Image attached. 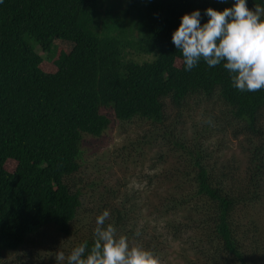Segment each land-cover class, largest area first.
<instances>
[{
  "label": "trees",
  "instance_id": "obj_1",
  "mask_svg": "<svg viewBox=\"0 0 264 264\" xmlns=\"http://www.w3.org/2000/svg\"><path fill=\"white\" fill-rule=\"evenodd\" d=\"M234 2L0 0V260L22 248L38 257L34 248L55 244L43 255L67 264L74 247L85 241L90 247L94 231L76 230L86 220L78 217L80 191L66 180L80 166L83 136H100L110 125L108 113L120 122L138 117L162 123L168 105L179 108L196 97L225 107V129L243 137L246 163L241 171H217L196 144L172 138L186 159L174 176H185L192 187L169 207L165 200L163 209L187 210L183 229L191 231L194 251L184 264H264V227L251 223L247 238L254 245L245 252L234 216L239 206L254 209L264 199V144L255 142L263 139L264 89H236L223 64L209 67L201 60L186 71L171 39L183 14L199 10L203 24L206 8L220 11ZM246 3L264 6V0ZM54 40L72 47L56 54ZM44 61L54 70H42ZM147 238L139 245L157 254V237Z\"/></svg>",
  "mask_w": 264,
  "mask_h": 264
},
{
  "label": "rangeland",
  "instance_id": "obj_2",
  "mask_svg": "<svg viewBox=\"0 0 264 264\" xmlns=\"http://www.w3.org/2000/svg\"><path fill=\"white\" fill-rule=\"evenodd\" d=\"M71 47L68 41L52 42L56 54L68 52ZM133 57L139 56L134 54ZM40 67L47 72L54 70L50 61L42 62ZM165 111L162 123H150L138 117L120 122L108 113L110 125L100 136H83L78 158L80 166L66 180L73 189L80 191L78 217L86 220H81L84 224L76 223L79 234L85 230L93 232L96 216L108 210L107 222L116 227L118 235L129 231L139 233L137 239H129L130 244H139L148 236L157 237L159 245L154 243L162 264H184V260L193 258L194 251L193 235L190 230L183 229L187 210L163 209L165 200L169 207L190 193L192 187L185 176H174V170L184 166L186 159L181 155L184 152L175 151L172 138L181 139L186 146L196 144L205 162L213 164L217 171H241L246 163V145L242 136L233 138L231 130L225 129L228 114L219 102L193 97L179 108L168 105ZM209 118L212 123L206 122ZM163 131L167 134L163 135ZM255 142L264 144V133L263 139ZM13 165V161L5 162L7 169ZM234 216L238 222V236L244 235L242 245L248 252L254 245L252 239L247 238L251 235V225L264 227V199L254 209L239 206ZM54 238L55 235L50 240ZM54 245L34 248L40 253L38 257L30 256L27 248L4 253L0 264H58L43 255L45 251H54Z\"/></svg>",
  "mask_w": 264,
  "mask_h": 264
},
{
  "label": "clouds",
  "instance_id": "obj_3",
  "mask_svg": "<svg viewBox=\"0 0 264 264\" xmlns=\"http://www.w3.org/2000/svg\"><path fill=\"white\" fill-rule=\"evenodd\" d=\"M205 14L208 19L203 24L199 10L183 14L172 33L185 70L191 71L201 60L209 67L223 64L236 89H264V6L250 9L246 0H235L220 11L208 7ZM206 122L212 123L210 118ZM109 218L108 210L96 216L92 245L85 241L74 247L67 264H162L154 251L130 244L127 235H118L116 227L106 223ZM56 259L64 261L65 253L57 251Z\"/></svg>",
  "mask_w": 264,
  "mask_h": 264
}]
</instances>
